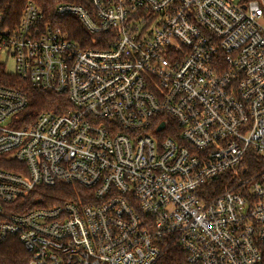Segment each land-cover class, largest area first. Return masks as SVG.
Masks as SVG:
<instances>
[{
	"label": "built area",
	"instance_id": "1",
	"mask_svg": "<svg viewBox=\"0 0 264 264\" xmlns=\"http://www.w3.org/2000/svg\"><path fill=\"white\" fill-rule=\"evenodd\" d=\"M7 1L0 64L68 108L22 124L26 95L0 86V244L26 264H155L172 245L190 264H261L264 169L241 164L264 158V0H78L49 19L29 1L16 22ZM59 183L78 202L22 212Z\"/></svg>",
	"mask_w": 264,
	"mask_h": 264
},
{
	"label": "trees",
	"instance_id": "2",
	"mask_svg": "<svg viewBox=\"0 0 264 264\" xmlns=\"http://www.w3.org/2000/svg\"><path fill=\"white\" fill-rule=\"evenodd\" d=\"M33 2L44 13L46 18H51L53 7L59 2H71L78 4V0H8L5 3L7 15L11 16L16 22L19 18L21 9L26 2ZM57 24L63 27L71 38V40L79 41L82 44L93 39V35L87 34L83 27L73 18H65L58 21ZM83 45V44H82ZM88 47H95L90 42ZM85 47V46H84ZM8 86L19 89L27 98V107L19 115L20 117L28 118L22 124H31V121L42 112L58 113L68 108V103L63 96H57L52 93H41L33 89L26 82L18 80L15 76L5 70V66L0 64V86ZM21 124V125H22ZM245 169L244 177L255 175L264 169V158L254 152H248L241 164ZM237 179L226 173L217 176L207 185L212 191V196L221 193L225 189L232 187ZM83 191L73 185L57 184L54 187H36L26 197L19 200L22 207V212L29 211L38 207H54L66 202H78V197ZM210 195V194H209ZM264 256V250H262ZM28 255L24 251L22 245L15 238H9L7 241L0 244V264H26ZM155 264H190L187 256L179 247L172 245L164 251L161 258ZM264 264V260L262 263Z\"/></svg>",
	"mask_w": 264,
	"mask_h": 264
},
{
	"label": "rangeland",
	"instance_id": "3",
	"mask_svg": "<svg viewBox=\"0 0 264 264\" xmlns=\"http://www.w3.org/2000/svg\"><path fill=\"white\" fill-rule=\"evenodd\" d=\"M5 70L8 73H12L14 71V64H13V61L11 59L6 61Z\"/></svg>",
	"mask_w": 264,
	"mask_h": 264
},
{
	"label": "water",
	"instance_id": "4",
	"mask_svg": "<svg viewBox=\"0 0 264 264\" xmlns=\"http://www.w3.org/2000/svg\"><path fill=\"white\" fill-rule=\"evenodd\" d=\"M162 126H163V124H161V125L158 127V130H159V129H161V128H162Z\"/></svg>",
	"mask_w": 264,
	"mask_h": 264
}]
</instances>
